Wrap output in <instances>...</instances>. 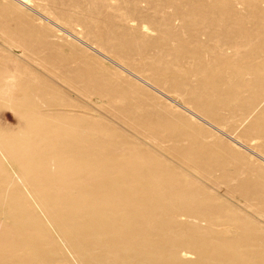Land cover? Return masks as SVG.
<instances>
[{
	"label": "rangeland",
	"instance_id": "obj_1",
	"mask_svg": "<svg viewBox=\"0 0 264 264\" xmlns=\"http://www.w3.org/2000/svg\"><path fill=\"white\" fill-rule=\"evenodd\" d=\"M25 1L0 0V8H10L0 10V80L4 87L9 86L7 90L14 89L12 82L13 86L25 83L40 90L38 97L51 109L40 106L36 94H29L28 104L34 106H28V111L45 123L38 137L40 146L31 135L23 137L22 158L41 156L46 161L41 146L65 145L78 133L86 158L96 155L95 151L107 157L142 152L160 161L166 178L174 179L169 194L161 192L165 197L154 207L160 228H147L157 232L155 239L164 247L163 264H236L223 248L238 241L249 247L253 241L254 247L244 250L261 253L253 264H262L264 135L259 137L248 128L264 125V99L254 100L245 86L255 82L254 77L242 80L212 70L208 67L212 57L197 60L200 49L189 38L195 31L181 21L190 14L183 6L188 0H166L175 3L177 10L162 12L144 3L138 5L136 0ZM228 2L232 12L245 14L241 6L234 8V0ZM224 4L227 0L215 5L222 9ZM125 15L145 16L150 21L148 30L136 21L127 23ZM174 17L177 21L169 23ZM223 18H233V14ZM262 23L264 20L257 22L260 29L242 27L253 35L239 43L241 52L264 42ZM233 54L231 48L216 61L236 62ZM207 71L219 76L210 79ZM12 94L4 100H11ZM19 95L15 96L26 97ZM254 102L259 107L251 110ZM11 104L2 101L0 130L8 137H21L24 116ZM54 127L64 133L53 134ZM1 151L0 147V238L10 231L7 217L23 213L27 207L14 194L19 188L17 193L24 198L22 178ZM48 174L57 179L53 171ZM49 183L50 192L62 191ZM179 212L188 218L180 217ZM103 237H91L86 252L102 264L113 258L106 247L107 237ZM41 251L50 256L47 264H80L65 243L49 242ZM130 251L124 250L121 256H132ZM0 264L10 263L3 260Z\"/></svg>",
	"mask_w": 264,
	"mask_h": 264
},
{
	"label": "bare ground",
	"instance_id": "obj_2",
	"mask_svg": "<svg viewBox=\"0 0 264 264\" xmlns=\"http://www.w3.org/2000/svg\"><path fill=\"white\" fill-rule=\"evenodd\" d=\"M19 1L26 3L25 0ZM218 1L188 0L183 5L190 9V14L185 15L181 21L197 35L195 33L189 35L190 41L200 49L197 53V60L212 57V62L208 65L213 68L212 70L219 69V73L233 74L242 80L244 77H254L255 82L248 81L245 86L251 91L252 98L260 99L261 102L264 99V42L248 52H241L239 43L253 35L246 33L242 27L250 25L260 29L261 25L257 22L264 20V0H234L236 2L234 8L241 6L245 9V14L232 12L233 7L228 0L224 8L220 9L215 5ZM135 2L138 5L144 3L145 6H150L155 12L167 9L177 10L175 3L166 0H136ZM0 10L7 12L10 8H0ZM227 13H232L233 18L224 19L223 15ZM248 19L252 22L246 23ZM124 21L127 23L136 21L142 29L146 30H148L147 24L150 23V21L147 22L145 16L132 18L131 15H125ZM171 21H177V17L171 18L169 23ZM211 43L214 44L213 47ZM207 45H210V48L204 49L203 47ZM231 48L236 62L216 61ZM218 76L219 74L215 71H207V77L210 79ZM8 87L7 85L4 87L0 80V106L2 101L14 103L21 111L18 114L21 117L24 116V119L21 118L24 120V127L22 126L24 129L22 128L21 137H8L7 132L1 129L0 147L3 150L2 154H6L11 163L9 166L14 168L22 178L21 181L26 190L22 188L24 198L17 193L19 188L14 194H18L27 207L23 213L7 217L10 221V226H8L10 231H5L4 233L8 235L0 238V261L8 260L10 264H47L50 262L48 260L50 256L48 253H43L41 248L49 242H56L65 243L80 264H102L93 260L95 258H90L86 252L92 243L90 242L91 237L103 235L107 237L106 247L113 256L110 263L104 264H163L161 261L164 247L158 243L159 240L155 239L157 232L147 231V228L156 227L154 230L160 228L159 225L157 226V213L154 207L159 206L165 197L161 192L165 195L169 194L168 189L174 183V179L166 178L160 161L142 152L107 157L95 151L96 155L86 158V153L83 154L81 147L83 139L81 135L78 136L77 132V137H69L71 140L65 145L56 144L51 148L41 146L44 154L48 156L46 161L43 158L39 159L41 156L38 159L35 157L22 158L24 149L22 146L26 145L23 137L31 135L34 138L32 140H37L35 143L38 142L40 146L42 141L38 137L42 134L41 129L45 123V120L36 119L32 111H28V106H34L30 101L28 104L29 94H36L40 106L45 105L49 109L51 106L38 97L40 90L35 91L30 85L23 83L22 86H13L12 82L14 89L7 90ZM10 93H14L12 94L14 97L12 96L9 101L4 100L5 96ZM18 94H25L26 97L15 96ZM22 99L27 102L26 105L19 104ZM257 106L256 102L252 103L251 110H255ZM241 109L246 110L245 107ZM248 130L253 131L259 137L264 135V125L253 124ZM52 133L62 135L64 131L54 127ZM30 145L34 147L33 143ZM91 145L95 146L94 143ZM48 171L58 174L59 176L56 175L58 180L50 179ZM95 178L98 180L95 181ZM48 181L55 183L62 191L50 192V187H47V184H50ZM89 182L93 183L91 187H85ZM73 188L75 191H72ZM91 199H95V202H90ZM178 215L188 218L181 212ZM152 217L155 221H148ZM200 221L203 222V220ZM252 242L250 247H254ZM95 243L100 244L98 239ZM245 245H247L245 242L238 241L223 248L227 253L226 257H230L236 264H253V260L260 258L261 253L247 252L244 249L249 246ZM124 250H131L133 255L126 258L121 256Z\"/></svg>",
	"mask_w": 264,
	"mask_h": 264
}]
</instances>
